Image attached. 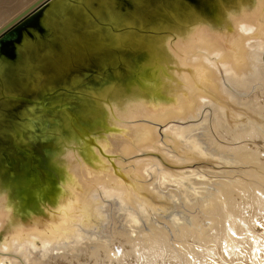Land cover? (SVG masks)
<instances>
[{
  "label": "water",
  "instance_id": "95a60500",
  "mask_svg": "<svg viewBox=\"0 0 264 264\" xmlns=\"http://www.w3.org/2000/svg\"><path fill=\"white\" fill-rule=\"evenodd\" d=\"M234 1L37 0L0 29V244L16 232L18 237L42 232L52 224L46 217L50 211L62 218L73 210L86 195L82 190L74 199L53 205L79 171L93 182L112 177L83 169L82 151L116 166L128 142L146 144L154 134L149 137L150 131L162 139L166 125H156L152 117L173 98L174 89L181 87L182 100L222 101L211 71L224 58L232 61L230 52H235L239 33L224 14ZM253 11L246 5L229 12V18L243 19ZM186 78L194 82L189 88L182 87ZM228 87L226 83V91ZM126 108L133 110L125 113ZM180 123L193 127L188 142L198 141L201 119L178 116L174 125ZM142 129L147 133L140 138ZM139 153L134 160L155 159L160 168H177L155 152ZM201 167L215 172L237 168L199 162L177 169L199 179L193 172ZM116 175L105 181H118L122 187L124 179ZM174 185L169 180L161 187ZM104 202L124 222L127 217H117L126 214L119 200ZM105 215L101 227L89 232H102L109 221ZM23 219L44 226L14 225ZM12 224L16 229L7 231Z\"/></svg>",
  "mask_w": 264,
  "mask_h": 264
},
{
  "label": "bare ground",
  "instance_id": "6f19581e",
  "mask_svg": "<svg viewBox=\"0 0 264 264\" xmlns=\"http://www.w3.org/2000/svg\"><path fill=\"white\" fill-rule=\"evenodd\" d=\"M36 1L30 2L22 11ZM230 4L225 10V18L231 25L235 24L239 38L235 52H230L232 61L224 58L218 67L212 65L214 71H211L213 83L216 85L214 88L222 101L213 103L202 98L193 99L192 102L189 99L182 100L185 93L180 94L183 90L181 87L176 88L171 95L173 98H168L164 107L153 113L152 120L156 125H166L161 132L162 139L156 132L150 131L148 134L146 129H142L140 138L146 133L149 137L154 134L147 139L146 144L131 145L134 143L128 142L129 145L124 149L125 154L117 160L116 166H112L107 159L90 155L92 151L88 155L82 151L86 162L83 169L91 170L99 177L106 174H112V177H102L101 181L93 182L83 176V171H79L74 180L70 177L65 193L58 197L53 206L59 205L58 201L65 203L74 199L76 191L82 190L86 195H81L73 210H68L62 218H59L57 211L46 214V217L53 221L52 224H46L47 228L45 225L42 232L32 230L27 235L23 232L20 238V232H16L14 236L9 235L7 240L0 244V264H21L20 261L24 264H95L98 257L104 260V264H122V258L127 255L124 251L126 249L129 250H126V253L128 251L136 260H142L143 264H157V258L164 254L173 255L175 262L179 261V264H195L196 258L193 261L183 259L187 254L192 255L184 244L190 240L203 241L205 244L201 250L202 254L207 250L213 253L214 246L218 243L216 241L220 240V245H217L221 246L223 243L224 247L220 250L227 253L230 248L237 247L236 244H242V241L236 238L237 231L242 232L241 236L245 235V239L249 237L247 234H252L250 237L254 241L247 243L251 249L248 250L255 256L260 246L256 243L255 228L249 221L239 218L236 212L233 214L229 204L233 200L245 202L244 195L252 191L251 186L264 182V155L259 163L256 155L260 149L255 147L256 140L264 143V107H257L259 104L255 102L258 98L255 102L248 98V92L255 86L260 87L259 92L261 89L264 94V0H236ZM246 5L255 11L243 19L230 20L229 12L245 9ZM18 14L7 18L0 25V29ZM213 56H216V53H213ZM192 83L193 80L188 78L182 87L189 88ZM226 83L229 86L227 91ZM152 108L157 109L156 106ZM122 110L124 111V107ZM132 110L126 108L125 113ZM225 111L228 112L227 117ZM178 116L188 120L198 117L201 119L202 126L196 134L197 143L190 140V144L187 140L189 130L193 127H184L182 123L174 125ZM138 118H142V115H138ZM243 118L246 119L245 123L241 121ZM228 120L230 125L227 124ZM106 126L114 128L109 124ZM139 141L140 139L137 140ZM140 151L157 153L160 159L173 169L199 162L214 166L233 165L237 168L215 172L203 166L199 172H193L199 174V179H190V171L160 168L161 164L155 159L134 160L137 157L134 155L142 154ZM66 160L71 166V159ZM121 164L126 167L123 168ZM116 174L124 179L122 187L118 181H113L111 185L105 181L106 178H114L113 175ZM60 178L64 179V176ZM168 179L178 184L179 188L176 185L161 187L165 181L169 182ZM259 189L261 188L258 187L257 191ZM255 191L254 187L253 192ZM259 192L264 195V187ZM142 193L147 194L148 198L143 197ZM109 198L119 200L123 205L126 216L117 217H127L124 222L116 218L114 206L105 205L104 201ZM256 202L261 207L263 200L259 198ZM156 209L161 211L159 215L155 213ZM106 213L109 215V221L105 223L102 232H89L101 227ZM170 216L171 218H168ZM220 223L223 228L221 236H210V231ZM32 224L44 226V222L25 219L16 220L14 223L16 226ZM14 225L8 226L7 231L16 229ZM89 258L91 262L88 261ZM97 263L99 264V259Z\"/></svg>",
  "mask_w": 264,
  "mask_h": 264
},
{
  "label": "rangeland",
  "instance_id": "374dc122",
  "mask_svg": "<svg viewBox=\"0 0 264 264\" xmlns=\"http://www.w3.org/2000/svg\"><path fill=\"white\" fill-rule=\"evenodd\" d=\"M33 1L34 0H0V25L4 21H6L7 18H10L11 16H14V15L18 14L19 12H21L26 6H28V4L30 2H33ZM261 83L263 85V82H261ZM261 83H260V85H261ZM257 88H258V86H255L252 90L249 91L250 93L248 92V98H249V100H252L254 102L258 98V100L255 102L256 104L257 103L259 104V105L257 104L258 105L257 107H261V106L264 107V105H263L264 104V98H263L264 97V94L262 93V90L261 89H260V92H259V88L260 87L258 89ZM254 89L255 90L257 89V90L255 91ZM251 91H252V93H251ZM253 91H255L256 93L253 92ZM251 94H253V96ZM258 94H259L260 97L258 96ZM262 94H263V97L261 96ZM250 95H251V97H250ZM256 141H257V145L255 147L257 148V150H258V148L260 149V150L257 151L259 153L258 155H260V157H258V155H256V156L259 159L258 162L261 163L260 162L261 161L260 159H262V156L264 155V143H263V141L261 142V140H256ZM262 160H264V158ZM258 162H257V164H259ZM262 181H264V179ZM261 183L262 182H259V184H257L256 186H254L255 189H256L255 192H253V188L254 187L251 186L252 191L250 190L246 195H244V197H245V200L244 201L245 202H243L242 200L241 201L234 202V200H233L229 204V208H230V210H231V212L233 214H235V212H236L237 215H239L238 216L239 218L244 219L246 221H249L250 222L249 224L252 225V226H254V228H255V235H256V237H255L256 243L258 245H260V246H258V251L256 252L257 255L255 254V256H253L252 255V251H250L251 249L248 248L249 247L248 246V243H251V242L254 241V239L252 237H250V236H252V234H247V236H249V237L248 238L246 237V239H245V235L244 236H241L242 232H238L237 231L236 238L238 240L242 241V242H240L242 244H239V245L236 244L237 247H235L234 249L233 248H230V251H228L227 253L222 252V249L220 250V248H223L224 247V244L223 243L221 244V246H218V245H220L219 244L220 243V240L219 241L217 240L216 242H218L217 243L218 245L216 244L214 246V252H215L216 255L214 254V252L211 253V251H208V250L205 251V252H203V254H202L201 250H202L203 245L205 244V242H203V241L192 242V240H190L189 243H186L183 246H185L186 248H188L189 253H192V255L191 254L190 255L187 254L186 256L183 257V259L186 258L189 261H193V259L196 258L195 261H194L195 264H201V263L202 264H218L220 261L221 262L219 264H221V263L222 264H227V263L228 264H249L250 261H251L250 264H261V263L264 264V195L260 194V192H259V190H263L264 182H263V184H261ZM258 187H260L261 189H259L257 191ZM249 193H251V195ZM252 193L255 195V197H254V195ZM240 195H242V194L240 193ZM247 195H248V198H247ZM251 196H252V198H251ZM259 198H261L263 200V203H261L262 204L261 207L256 202V201H258ZM250 201L251 202L253 201L252 204H251ZM239 202H241V203L243 202L244 204L242 203V205H241ZM245 208H247V209H245ZM220 224H218V226L214 227L210 231V234H209L210 236L217 235V238L221 236V234L223 233L222 232L223 231V228H222V224L221 225ZM243 240H244V242H246L245 244H244ZM244 245H245V247L243 248ZM241 249H243V251ZM248 249H250V250H248ZM126 250H128V249H126ZM126 250H124V251H125V254L128 255V257H127V255H124V257L122 258V260H123V263L122 264H143V261L142 260H139L140 262H142V263H140L138 260H136L134 257H132L131 253L128 252L129 250L126 253ZM247 250L250 251V253ZM233 251H235V252H233ZM233 253H234V255H233ZM238 254H240V255H238ZM164 255L162 257H158L157 258V260H158V261L156 260V263L157 264H173V263L174 264H179L180 263L179 261L175 262L176 260L174 259V257H172L173 255L170 256L169 254L168 255L166 254L165 257H164ZM235 255L236 256L238 255V257H236ZM221 257H222V260H221ZM164 258H166V260H164ZM171 258H172V260H171ZM98 259H99V264H102V263L104 264V260L101 257H98L97 258V260H96L97 262H98ZM212 260H214V262H212ZM259 260H260V262H259ZM88 261H90V258L88 259ZM172 261H173V263H172ZM209 261H211V262H209ZM217 261H219V262L217 263ZM94 262H95V260H94ZM97 262L95 264H98ZM60 264H67V262H60ZM181 264H183V263H181Z\"/></svg>",
  "mask_w": 264,
  "mask_h": 264
}]
</instances>
